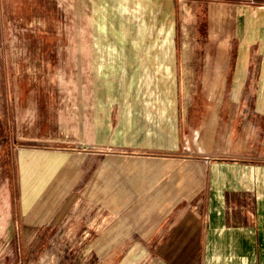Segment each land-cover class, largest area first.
Instances as JSON below:
<instances>
[{
  "label": "crops",
  "instance_id": "1",
  "mask_svg": "<svg viewBox=\"0 0 264 264\" xmlns=\"http://www.w3.org/2000/svg\"><path fill=\"white\" fill-rule=\"evenodd\" d=\"M64 1L73 94L0 104L15 223L75 211L77 264H264V0Z\"/></svg>",
  "mask_w": 264,
  "mask_h": 264
},
{
  "label": "rangeland",
  "instance_id": "2",
  "mask_svg": "<svg viewBox=\"0 0 264 264\" xmlns=\"http://www.w3.org/2000/svg\"><path fill=\"white\" fill-rule=\"evenodd\" d=\"M65 3L0 0V104L4 94L6 101L12 100L17 87L42 105L73 94L75 75L67 71L65 56L76 37L75 17ZM197 53L203 54V48ZM3 188L0 177V264H77L78 249L91 241L83 240L80 232L91 233V226L78 223L74 211L72 217L69 213L51 226L45 223L34 233L35 228L15 223L18 215L13 211L18 208L4 200Z\"/></svg>",
  "mask_w": 264,
  "mask_h": 264
}]
</instances>
